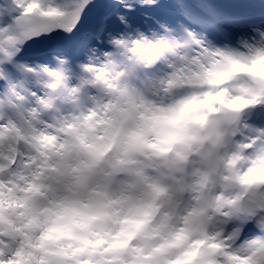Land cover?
I'll return each instance as SVG.
<instances>
[{
    "label": "snow or ice",
    "instance_id": "1",
    "mask_svg": "<svg viewBox=\"0 0 264 264\" xmlns=\"http://www.w3.org/2000/svg\"><path fill=\"white\" fill-rule=\"evenodd\" d=\"M0 264H264V0H0Z\"/></svg>",
    "mask_w": 264,
    "mask_h": 264
}]
</instances>
